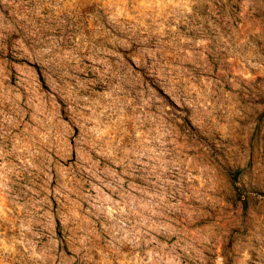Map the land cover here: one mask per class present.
Here are the masks:
<instances>
[{
    "label": "rangeland",
    "instance_id": "obj_1",
    "mask_svg": "<svg viewBox=\"0 0 264 264\" xmlns=\"http://www.w3.org/2000/svg\"><path fill=\"white\" fill-rule=\"evenodd\" d=\"M0 264H264V0H0Z\"/></svg>",
    "mask_w": 264,
    "mask_h": 264
}]
</instances>
